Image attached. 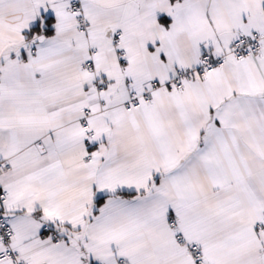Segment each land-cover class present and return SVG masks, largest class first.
Returning <instances> with one entry per match:
<instances>
[{
  "label": "snow or ice",
  "instance_id": "obj_1",
  "mask_svg": "<svg viewBox=\"0 0 264 264\" xmlns=\"http://www.w3.org/2000/svg\"><path fill=\"white\" fill-rule=\"evenodd\" d=\"M0 264H264V0H0Z\"/></svg>",
  "mask_w": 264,
  "mask_h": 264
}]
</instances>
